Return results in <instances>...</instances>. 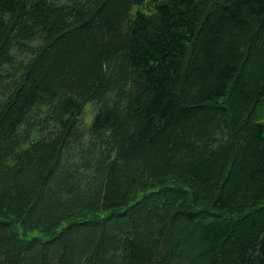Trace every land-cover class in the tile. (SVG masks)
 Listing matches in <instances>:
<instances>
[{
  "label": "trees",
  "instance_id": "obj_1",
  "mask_svg": "<svg viewBox=\"0 0 264 264\" xmlns=\"http://www.w3.org/2000/svg\"><path fill=\"white\" fill-rule=\"evenodd\" d=\"M263 118L264 0H0V264H264Z\"/></svg>",
  "mask_w": 264,
  "mask_h": 264
},
{
  "label": "rangeland",
  "instance_id": "obj_2",
  "mask_svg": "<svg viewBox=\"0 0 264 264\" xmlns=\"http://www.w3.org/2000/svg\"><path fill=\"white\" fill-rule=\"evenodd\" d=\"M65 1H67V0H65ZM146 5H147V4H144L143 9H146V8H145ZM134 10H136V8H134L133 11H134ZM93 112H94V108H93V107L88 106V107L86 108V110H85V115H86V116H85V123H88V122H89V119H90V117L92 116ZM263 120H264V118H263ZM34 234H36V233H34ZM32 235H33V234H30L29 237L32 236Z\"/></svg>",
  "mask_w": 264,
  "mask_h": 264
}]
</instances>
